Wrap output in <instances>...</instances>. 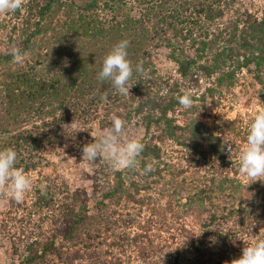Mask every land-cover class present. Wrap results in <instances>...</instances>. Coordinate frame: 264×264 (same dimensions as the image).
Masks as SVG:
<instances>
[{"label": "trees", "instance_id": "16d2710c", "mask_svg": "<svg viewBox=\"0 0 264 264\" xmlns=\"http://www.w3.org/2000/svg\"><path fill=\"white\" fill-rule=\"evenodd\" d=\"M24 1L9 14L30 59L0 53V151L14 149L15 166L35 178L22 202L2 198L0 235L10 224L19 235L4 236L0 264H231L264 239V180L247 183L254 200L240 196L238 155L255 115L211 118L207 109L243 71L264 84V13L243 0ZM122 40L134 69L129 95L97 79ZM186 91L195 100L187 110ZM113 115L137 129L125 140L145 145L134 169L82 159ZM58 149L65 155L54 163ZM193 160L205 166L203 188L182 177ZM35 216L40 230L49 221L46 231L30 229ZM186 216L199 238L180 223Z\"/></svg>", "mask_w": 264, "mask_h": 264}, {"label": "clouds", "instance_id": "9594fccd", "mask_svg": "<svg viewBox=\"0 0 264 264\" xmlns=\"http://www.w3.org/2000/svg\"><path fill=\"white\" fill-rule=\"evenodd\" d=\"M24 6V0H0V15H7L19 11ZM129 41L122 40L117 43L103 60L102 69L97 79L100 81H111L113 87L122 95H129V81L133 77V65L128 58ZM10 54L15 62H22L27 55L17 46H11ZM135 71H141L139 65ZM107 100V96L102 97ZM180 105L185 109L194 106L195 100L191 92L186 91L179 98ZM110 127L101 129L97 133L94 142L83 146L82 159L95 162L97 158L110 162L114 170L134 169L140 164V157L145 145L138 138L125 140L127 121L113 115ZM63 151V150H62ZM231 153L232 148L228 147ZM17 152L12 148L0 151V204L6 203L10 197L17 203L22 202L33 187V181L23 168H17ZM242 175L248 177L251 183L261 181L264 177V111L259 112L249 127L247 143L243 151L239 154ZM153 170L151 164L145 165L144 174H149ZM250 183V184H251ZM249 184V185H250ZM248 185V186H249ZM244 189V199H250L251 195ZM231 264H264V239L243 248L242 256L233 259Z\"/></svg>", "mask_w": 264, "mask_h": 264}, {"label": "rangeland", "instance_id": "374dc122", "mask_svg": "<svg viewBox=\"0 0 264 264\" xmlns=\"http://www.w3.org/2000/svg\"><path fill=\"white\" fill-rule=\"evenodd\" d=\"M25 2V1H24ZM245 8H249L252 12L263 14L264 13V0H243L242 1ZM3 26V27H2ZM15 26V30L12 31V27ZM21 23L10 19V14L7 15H0V53L1 52H10L11 45L17 46L21 40H23L24 35L22 34L21 30ZM6 29V31H3ZM3 33V34H2ZM40 41H38V46L40 45ZM46 51L40 50V55L45 57L44 53ZM40 55H33L32 57L35 60L40 59ZM30 59L29 55H26L22 62L28 61ZM42 61V59H40ZM21 62V63H22ZM163 74V73H162ZM238 80L239 84L234 89L232 94H227L224 99L221 100L220 105L218 108L214 107L213 105L207 107L211 118L215 116H219L222 113H226L230 118H234L237 115L245 116L247 113L249 115H257L259 112L264 111V104L263 101L260 98V94L264 93V84L257 83L251 75H248L245 71L238 74ZM210 118V119H211ZM204 121H209V119ZM132 123L128 124V127L126 128V133L124 135H127L130 137H137V129L135 126L132 125ZM244 146H240V153L243 151ZM63 150V151H62ZM65 155L64 149H58V152L53 156L52 162L56 163L59 158L63 157ZM239 156V155H238ZM99 159V163L109 162L104 159ZM188 165V170L185 172V174L182 177H186V180L188 183L190 182H196L199 184L201 188L205 186L206 178L204 174L205 172V166H203L202 162H196V160H193L192 164H186ZM205 175V176H204ZM35 177H32L33 180ZM264 180V177H260ZM248 177H243L242 184L246 188L247 183L249 182ZM67 183L70 185V187H76L78 182H76L74 179L69 178L67 180ZM244 188V189H245ZM244 189L241 190L240 196L244 197L245 192ZM246 191L251 195L250 199H255L254 193L249 192L247 189ZM239 196V197H240ZM10 198V197H8ZM215 204H222L221 200H217L214 198ZM6 207L5 204L0 205V209H4ZM209 207V206H208ZM24 211L19 210L17 215L22 216ZM26 212V211H25ZM24 212V213H25ZM181 212V211H180ZM33 224L30 225V229H34V233L38 234V232H44L48 228L49 221H45L41 224V230L39 229L40 225V218L35 216L32 218ZM180 223H183L186 226V229L190 230L193 233V238H199V229H198V223H194V219L192 217H182L180 220ZM24 227V225H23ZM25 228V227H24ZM7 233L11 234L12 236H18L19 235V228L18 226L12 224L9 225V228L7 229V232L5 234L0 235V243L1 246L6 244V238L4 237ZM26 235V234H25ZM21 236L20 238L23 239L25 236ZM238 245L240 243H237ZM235 244V246L237 245Z\"/></svg>", "mask_w": 264, "mask_h": 264}]
</instances>
